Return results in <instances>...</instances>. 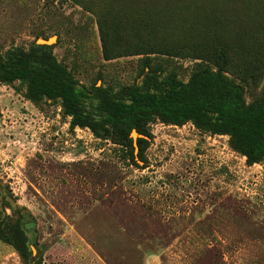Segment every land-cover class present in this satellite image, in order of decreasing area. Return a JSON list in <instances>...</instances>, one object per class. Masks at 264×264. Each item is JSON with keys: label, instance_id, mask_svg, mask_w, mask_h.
<instances>
[{"label": "rangeland", "instance_id": "374dc122", "mask_svg": "<svg viewBox=\"0 0 264 264\" xmlns=\"http://www.w3.org/2000/svg\"><path fill=\"white\" fill-rule=\"evenodd\" d=\"M34 42L113 90L147 67L186 81L223 50L264 99V0H0V53ZM25 88L0 83V222L24 216L29 257L0 237V264H264V162L190 122L96 137Z\"/></svg>", "mask_w": 264, "mask_h": 264}, {"label": "trees", "instance_id": "16d2710c", "mask_svg": "<svg viewBox=\"0 0 264 264\" xmlns=\"http://www.w3.org/2000/svg\"><path fill=\"white\" fill-rule=\"evenodd\" d=\"M228 63L220 50L213 69L198 63L186 81L172 73L162 77L157 68L147 67L138 81L118 90L88 88L55 59L50 45L34 42L28 49L11 47L0 53V83L24 82L28 99L57 103L70 117L71 127H86L96 137L132 144L131 131L148 134L155 120L173 125L190 122L199 130L227 135L231 148L248 163L264 162V99L246 102L241 84L225 74ZM143 141L137 138L139 157ZM23 217L13 225L0 222V237L28 260Z\"/></svg>", "mask_w": 264, "mask_h": 264}, {"label": "water", "instance_id": "95a60500", "mask_svg": "<svg viewBox=\"0 0 264 264\" xmlns=\"http://www.w3.org/2000/svg\"><path fill=\"white\" fill-rule=\"evenodd\" d=\"M137 133H136V131L133 129L132 131H131V135H132V137H134V135H136Z\"/></svg>", "mask_w": 264, "mask_h": 264}, {"label": "bare ground", "instance_id": "6f19581e", "mask_svg": "<svg viewBox=\"0 0 264 264\" xmlns=\"http://www.w3.org/2000/svg\"><path fill=\"white\" fill-rule=\"evenodd\" d=\"M134 137H135V135H134Z\"/></svg>", "mask_w": 264, "mask_h": 264}]
</instances>
